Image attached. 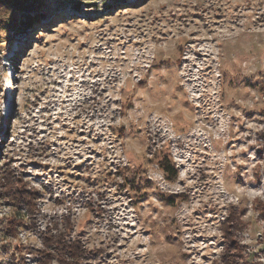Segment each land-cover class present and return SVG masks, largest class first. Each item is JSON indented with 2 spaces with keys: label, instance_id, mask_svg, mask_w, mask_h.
<instances>
[{
  "label": "rangeland",
  "instance_id": "rangeland-1",
  "mask_svg": "<svg viewBox=\"0 0 264 264\" xmlns=\"http://www.w3.org/2000/svg\"><path fill=\"white\" fill-rule=\"evenodd\" d=\"M78 4L0 0V264H264V0Z\"/></svg>",
  "mask_w": 264,
  "mask_h": 264
},
{
  "label": "trees",
  "instance_id": "trees-1",
  "mask_svg": "<svg viewBox=\"0 0 264 264\" xmlns=\"http://www.w3.org/2000/svg\"><path fill=\"white\" fill-rule=\"evenodd\" d=\"M16 2V1H15ZM13 2V5L16 3ZM45 19V18H44ZM43 20V17H38L32 23H30L29 28L39 24ZM164 170L169 173L175 175V170L172 166L167 163L166 161L164 164ZM233 218L228 220V224L225 225L226 227V236L228 240V245L223 256L225 264H239V259L242 257V249L243 246L239 243H236L232 240L231 234L233 233L231 230L235 228L233 225ZM52 243L57 253L58 261L61 264H81V261L84 259V251L82 250V245L77 240H68L63 235H56L52 237ZM245 264H250L249 262L245 261Z\"/></svg>",
  "mask_w": 264,
  "mask_h": 264
},
{
  "label": "snow or ice",
  "instance_id": "snow-or-ice-1",
  "mask_svg": "<svg viewBox=\"0 0 264 264\" xmlns=\"http://www.w3.org/2000/svg\"><path fill=\"white\" fill-rule=\"evenodd\" d=\"M42 2L61 9L76 10L79 7L78 0H42Z\"/></svg>",
  "mask_w": 264,
  "mask_h": 264
},
{
  "label": "bare ground",
  "instance_id": "bare-ground-1",
  "mask_svg": "<svg viewBox=\"0 0 264 264\" xmlns=\"http://www.w3.org/2000/svg\"><path fill=\"white\" fill-rule=\"evenodd\" d=\"M14 104V101H13V103H12V105ZM7 106H8V103H5V111H6V108H7ZM8 117H9V115H8Z\"/></svg>",
  "mask_w": 264,
  "mask_h": 264
}]
</instances>
